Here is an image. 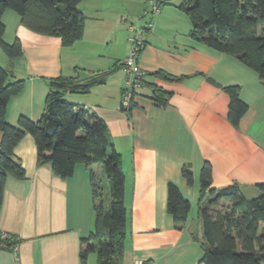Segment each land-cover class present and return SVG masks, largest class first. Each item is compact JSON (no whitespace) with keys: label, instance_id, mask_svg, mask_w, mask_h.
Instances as JSON below:
<instances>
[{"label":"crops","instance_id":"1","mask_svg":"<svg viewBox=\"0 0 264 264\" xmlns=\"http://www.w3.org/2000/svg\"><path fill=\"white\" fill-rule=\"evenodd\" d=\"M173 2L160 0V13L153 16L144 13L149 0H82L85 33L68 47L60 37L25 27L13 10L3 15L5 39L19 38L23 47L22 56L15 59L0 52V65L13 71L12 79L24 80L23 89L8 104L10 123L17 124L21 115L40 118L49 79L66 76L85 82L106 73L104 83L68 97L105 120L121 153L127 208L123 264L200 262L204 238L197 203L206 162L212 166L216 188L237 182L252 197L258 193L256 184L264 183V80L235 56L193 39L190 18ZM145 15L146 22H138L146 40L140 65L147 72L145 79L170 95L165 107L158 106L145 85L127 112L122 107V63L129 50L125 21L131 18L135 24ZM158 70L183 79L153 75ZM227 85H239L241 98L249 104L239 126L229 120L230 96L223 88ZM2 138L0 130V145ZM14 152L26 175H9L6 181L0 207V264H82L81 239L96 226L90 169L81 162L72 176L61 177L50 163L38 164L31 134ZM184 165L193 170L192 184L183 176ZM97 167L103 169L95 165L96 173ZM170 182L192 205L182 229L168 211ZM5 233L12 247L2 245ZM86 264H97L95 252Z\"/></svg>","mask_w":264,"mask_h":264},{"label":"trees","instance_id":"2","mask_svg":"<svg viewBox=\"0 0 264 264\" xmlns=\"http://www.w3.org/2000/svg\"><path fill=\"white\" fill-rule=\"evenodd\" d=\"M82 0H0V47L10 59L21 57L22 43L4 39L3 15L13 10L30 30L60 37L63 46H72L85 33L86 16L79 9ZM160 1V0H159ZM173 2L175 0H167ZM190 18V36L222 53L238 58L264 80V0H177L173 2ZM161 6V4H160ZM152 15L150 12L148 13ZM149 28V27H148ZM153 75L168 80L183 77L161 70ZM12 70L0 65V207L9 175L24 178L25 168L16 157L15 146L31 134L37 147V163H50L55 174L72 176L78 163L90 169L92 196L96 212L95 229L81 239V262L90 253L97 254V264H123L127 234L125 173L121 153L116 150L105 120L84 105L68 99L70 93H86L93 85L106 81V73L81 82L76 77L49 79L45 109L38 120L21 115L17 124L7 120L11 97L24 87L23 79H12ZM151 98L165 107L170 92L145 79ZM230 96L229 120L239 126L249 104L240 96L239 85L223 87ZM101 164L109 183V205L95 165ZM183 176L193 183L190 165ZM257 194L247 197L234 182L213 186V170L206 162L201 170L198 213L203 224V255L198 264H264V183L256 184ZM191 202L178 186L168 184V211L175 226L182 229L191 211ZM6 247H12L8 239ZM144 264H148L145 262Z\"/></svg>","mask_w":264,"mask_h":264},{"label":"built area","instance_id":"3","mask_svg":"<svg viewBox=\"0 0 264 264\" xmlns=\"http://www.w3.org/2000/svg\"><path fill=\"white\" fill-rule=\"evenodd\" d=\"M149 7L145 10V14L149 12L154 16L160 13V1L149 0ZM152 22H148L147 27H151ZM130 34L128 37L130 50L126 58L123 60V68L126 72V80L123 86L122 107L125 111H130L134 105L137 93L145 87V77L147 72L140 65V58L143 48L146 45V40L143 35V29L136 27L135 24L129 26ZM9 234L5 233L2 236V245L7 246ZM138 264H143L142 261Z\"/></svg>","mask_w":264,"mask_h":264},{"label":"rangeland","instance_id":"4","mask_svg":"<svg viewBox=\"0 0 264 264\" xmlns=\"http://www.w3.org/2000/svg\"><path fill=\"white\" fill-rule=\"evenodd\" d=\"M149 15H145V16H142L141 17V19H137L136 21H135V24L138 26V27H140L139 26V24L140 23H138V22H140V21H143V22H146V20L149 18L148 17ZM131 18H129L127 21H125V44L127 45V48L130 50V45H129V41H128V37H129V30H128V25H130V24H132L131 23V21H132V19L130 20ZM136 26V27H137ZM4 39H5V37H4ZM121 40V39H120ZM5 41H7L6 39H5ZM8 43H13L14 41H11V42H9V41H7ZM118 43H120L119 42V40H118V42H117V44ZM123 43H122V40H121V45H122ZM113 45V44H112ZM111 45V46H112ZM122 47L120 46V49H121ZM109 50V49H108ZM129 50H128V53H129ZM0 52H1V54H3V56H5V58L7 57V54L3 51V49L0 47ZM7 59H8V57H7ZM146 94H149V92H146ZM68 99H69V97H68ZM100 165V167L102 168V165L101 164H99ZM98 171H97V173H98V175H99V177L101 178V181H102V184H103V187H104V193L107 195H109V189H110V186H109V183H108V181H107V179H106V177H105V173H104V171H103V169H98V167L96 168ZM109 205V204H108Z\"/></svg>","mask_w":264,"mask_h":264}]
</instances>
